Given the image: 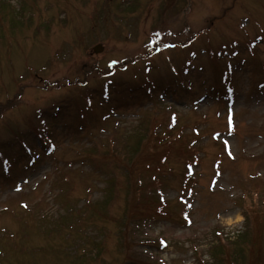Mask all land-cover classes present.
Returning <instances> with one entry per match:
<instances>
[{"label": "rangeland", "instance_id": "374dc122", "mask_svg": "<svg viewBox=\"0 0 264 264\" xmlns=\"http://www.w3.org/2000/svg\"><path fill=\"white\" fill-rule=\"evenodd\" d=\"M0 264H264V0H0Z\"/></svg>", "mask_w": 264, "mask_h": 264}, {"label": "water", "instance_id": "95a60500", "mask_svg": "<svg viewBox=\"0 0 264 264\" xmlns=\"http://www.w3.org/2000/svg\"><path fill=\"white\" fill-rule=\"evenodd\" d=\"M93 50L95 53H98V52H100L101 49H100V47H95Z\"/></svg>", "mask_w": 264, "mask_h": 264}, {"label": "trees", "instance_id": "16d2710c", "mask_svg": "<svg viewBox=\"0 0 264 264\" xmlns=\"http://www.w3.org/2000/svg\"><path fill=\"white\" fill-rule=\"evenodd\" d=\"M99 213H100V212H99ZM136 218H137V217H129L128 219H130V220H131V223H132V222H134V220H135ZM128 219H127V220H128Z\"/></svg>", "mask_w": 264, "mask_h": 264}, {"label": "snow or ice", "instance_id": "6c2138e0", "mask_svg": "<svg viewBox=\"0 0 264 264\" xmlns=\"http://www.w3.org/2000/svg\"><path fill=\"white\" fill-rule=\"evenodd\" d=\"M230 123H231V121H230Z\"/></svg>", "mask_w": 264, "mask_h": 264}]
</instances>
